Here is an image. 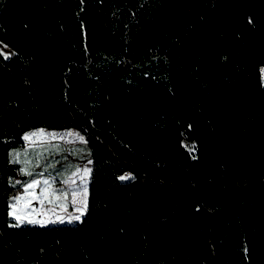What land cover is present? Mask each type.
Returning <instances> with one entry per match:
<instances>
[{"label":"trees","instance_id":"trees-1","mask_svg":"<svg viewBox=\"0 0 264 264\" xmlns=\"http://www.w3.org/2000/svg\"><path fill=\"white\" fill-rule=\"evenodd\" d=\"M0 41V264H249L264 0H0ZM41 125L85 141L25 145ZM87 159L77 223H12L30 179Z\"/></svg>","mask_w":264,"mask_h":264},{"label":"rangeland","instance_id":"rangeland-1","mask_svg":"<svg viewBox=\"0 0 264 264\" xmlns=\"http://www.w3.org/2000/svg\"><path fill=\"white\" fill-rule=\"evenodd\" d=\"M0 52L4 56H10L14 51L5 43L0 41ZM261 77L264 81V65L261 66ZM25 136H31L28 139L30 143H44V142H57L62 143L64 146L69 144H80L85 141L83 132L76 126L65 127H48L36 126L25 130L21 137L26 141ZM82 150V149H81ZM37 167H40L42 162L36 160ZM85 170H88V175H84ZM90 162L83 161L78 165L75 171L76 176H72L67 180H59L55 183L52 179L49 187L43 184L42 179L39 177L38 191L36 192L37 199L46 203V208L41 210V216L38 217L37 213L31 208H26L17 201H12L9 209V216L14 224L30 223V224H74L77 223L86 213L87 193L89 183ZM130 173L127 171L120 177H128ZM55 185V186H54ZM74 186L77 189L74 190ZM47 188V192L44 189ZM51 189V190H49ZM19 192V191H18ZM68 198L70 206L59 205L56 203H63ZM18 200V199H17ZM15 208V215L13 209ZM50 209V210H49ZM248 211L252 217V231L251 239L247 247V255L249 264H264V205L254 204L248 206ZM20 219L17 220L16 217ZM59 217L60 219H57ZM79 217V219H75ZM12 252L4 247V240L0 235V262L9 259Z\"/></svg>","mask_w":264,"mask_h":264},{"label":"crops","instance_id":"crops-1","mask_svg":"<svg viewBox=\"0 0 264 264\" xmlns=\"http://www.w3.org/2000/svg\"><path fill=\"white\" fill-rule=\"evenodd\" d=\"M29 144H31L30 141L26 140V141H25V145H29ZM85 161L90 162L89 159H87V160H85ZM77 169H78V167H77ZM77 169H76V170H77ZM76 170H75V171H76ZM75 171H73V172H72V173H71V174H70L65 180L71 178V177L74 176V175L76 176L78 173L75 174ZM21 172H23V171H21ZM23 173H24V172H23ZM25 174H28V172H25ZM39 174H40V173H39ZM43 175H44L45 179H42L41 181H45V180H47L49 183H48V185H46V186L49 187V185H50V183H51V181H52V177L50 176L51 173L43 174ZM48 175H49V176H48ZM54 179H55V183H56V182H57V179H56V178H54ZM38 181H39V178H37V177H34V178L30 179V180L25 184V187H24L23 190L21 191V196H20V197H17L18 194L16 195V199H18V200L15 199V201H17L18 204H21L22 206H25L26 208L31 207V208L37 213L38 217H40V216H41V210H42V209H48V208H46V205H47L46 203L40 201L39 199H33V196L36 197V192H37L38 189H39V187H38ZM29 184H35L36 187L30 189V188L28 187ZM54 186H55V185H54ZM75 189H77L76 186H74V190H75ZM49 190H51V189H49ZM29 193H31V195H30ZM15 201H14V202H15ZM55 206H59V205H55ZM49 210H50V209H49Z\"/></svg>","mask_w":264,"mask_h":264},{"label":"snow or ice","instance_id":"snow-or-ice-1","mask_svg":"<svg viewBox=\"0 0 264 264\" xmlns=\"http://www.w3.org/2000/svg\"><path fill=\"white\" fill-rule=\"evenodd\" d=\"M5 58H7V57H5ZM25 139H26V140L31 139V136H25ZM84 175H88V170H85ZM120 179H122V180H123V179H127V177H120ZM38 183H39V182H38ZM48 183H49V182H48L47 180L43 181V184H44V185H48ZM28 187L31 189V188H35L36 185H35V184H29ZM47 190H48L47 188L44 189L45 192H47ZM29 194L31 195V193H29ZM33 199H37V197L33 196ZM12 214L15 215V208L13 209V213H12ZM16 219L19 220L20 217L17 216ZM57 219H60V218L57 217ZM75 219H79V217H75Z\"/></svg>","mask_w":264,"mask_h":264}]
</instances>
